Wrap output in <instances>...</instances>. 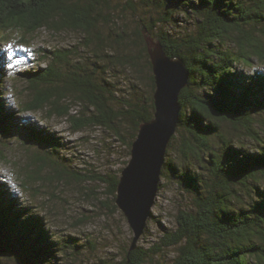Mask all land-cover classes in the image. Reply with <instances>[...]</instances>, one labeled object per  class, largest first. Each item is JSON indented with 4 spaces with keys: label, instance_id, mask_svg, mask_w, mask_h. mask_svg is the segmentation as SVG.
<instances>
[{
    "label": "trees",
    "instance_id": "1",
    "mask_svg": "<svg viewBox=\"0 0 264 264\" xmlns=\"http://www.w3.org/2000/svg\"><path fill=\"white\" fill-rule=\"evenodd\" d=\"M126 2L124 15L114 0H0V43L8 39L7 32L21 31L27 40L51 25L83 35L76 50L42 47L40 59L46 65L18 71L26 85L17 108L5 97L7 57L0 47V133L8 144L23 139L42 152L34 155L39 168L24 170L21 187L43 199V186L53 180L43 177L44 165L54 169L52 178L80 176L65 154L70 146L63 137L20 117L24 112L46 113L45 122L55 116L72 119L76 131L91 126L111 130L131 156L141 123L155 113L147 36L189 70L162 177L188 193L192 204L180 210L177 228L166 231L157 245L131 249V243L122 264H146L166 248H174L173 264H264V69L256 65H264V0ZM126 13L133 16L129 24ZM106 26L109 34L102 30ZM140 59L151 73V95L118 101L112 71L119 66L135 70ZM136 88L131 83L135 94ZM74 104L81 108L79 117L71 114ZM123 126L130 139L124 138ZM7 143L5 151L11 148ZM5 151L0 148V161L6 160ZM120 176L90 178L107 183L116 199ZM4 178L0 176V252L8 248L35 264H52L59 257L74 256L76 262L86 249L96 248L91 240L51 231L47 209L19 200Z\"/></svg>",
    "mask_w": 264,
    "mask_h": 264
},
{
    "label": "rangeland",
    "instance_id": "2",
    "mask_svg": "<svg viewBox=\"0 0 264 264\" xmlns=\"http://www.w3.org/2000/svg\"><path fill=\"white\" fill-rule=\"evenodd\" d=\"M114 2L120 13L125 15L126 0H114ZM126 16L124 21L129 24L133 16L130 13H126ZM102 30L105 34H109V27H103ZM128 30L130 33L133 31V29ZM7 34L6 42L0 43L1 51H4L7 57L5 81L7 94L5 97L15 108L26 85L18 71L46 65L40 59V48L76 50L79 40L83 38L80 31L66 27L58 28L53 25L26 37L27 40H23L21 31L7 32ZM131 51L135 54V51ZM9 56L12 58L9 59ZM256 65L264 69V65H258L257 62ZM245 70L249 71V69ZM112 75L115 84L119 87L115 92L118 101H122L125 97L144 100L151 95V73L143 59H140L135 70L119 66L115 67ZM131 83L139 85V89L136 88L138 89L136 94L131 89ZM120 106V103L114 102L115 109ZM71 114L76 117L81 116L80 106L74 104ZM20 117L32 120L41 126H47L48 129L63 137L64 142L70 146L65 154L71 156L73 165L77 172H80V176L77 178L74 176L77 175L76 173L72 175L70 173L64 175L63 181L58 177L52 178L56 174L54 169L51 165H44L41 172L43 177L53 180L47 181V184L43 186V199L39 197L36 200L32 195L33 190H26L21 187L20 183L25 175L24 170L39 168L40 164L34 162L36 160L34 155L36 151L42 153L40 148L26 143L23 139L21 141L13 138L8 144V140L3 138L1 133L0 148L2 151L6 149L3 144L7 143L11 148L4 152L6 160L0 161V176L5 177L6 183L16 191L19 200L32 201L33 205L38 204L40 207L42 205L47 209L46 219L52 225L51 231L66 236L67 234L78 236L81 242L91 240L93 244H96L95 249H86L76 262H74V256L68 257L69 259L59 257L58 263L53 262L52 264H122L124 252L133 241V230L115 199L108 193V184L96 183L90 177L106 174L115 176L118 173L121 175L119 170L122 171L127 166L131 157L127 158L125 155L127 146L123 145L121 141L123 139L119 140L113 131L100 126H91L76 131L75 121L68 118L55 116L45 122L44 117H48L46 113L24 112ZM122 131L124 138L130 139V134L124 126ZM160 185L152 207V215L147 221L146 233L137 242L146 248L157 245L166 231H175L180 210L187 209L192 204L189 194L173 180L161 177ZM6 249V251L2 250L4 253L0 252V264H35L26 256ZM174 257V248H166L155 254V257L146 264H173Z\"/></svg>",
    "mask_w": 264,
    "mask_h": 264
},
{
    "label": "water",
    "instance_id": "3",
    "mask_svg": "<svg viewBox=\"0 0 264 264\" xmlns=\"http://www.w3.org/2000/svg\"><path fill=\"white\" fill-rule=\"evenodd\" d=\"M146 41L156 83L155 113L152 120L140 125L115 199L134 233L131 249L137 247L152 215L167 149L181 118L179 96L189 80V70L181 58L168 56L162 44L150 37L146 36Z\"/></svg>",
    "mask_w": 264,
    "mask_h": 264
},
{
    "label": "snow or ice",
    "instance_id": "4",
    "mask_svg": "<svg viewBox=\"0 0 264 264\" xmlns=\"http://www.w3.org/2000/svg\"><path fill=\"white\" fill-rule=\"evenodd\" d=\"M11 47V46H10ZM12 57L11 56H9V59H11Z\"/></svg>",
    "mask_w": 264,
    "mask_h": 264
}]
</instances>
